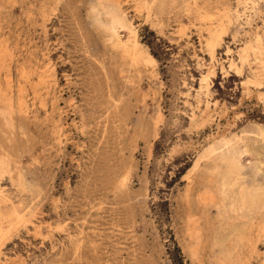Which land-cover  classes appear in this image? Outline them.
I'll return each mask as SVG.
<instances>
[{
	"label": "rangeland",
	"instance_id": "obj_1",
	"mask_svg": "<svg viewBox=\"0 0 264 264\" xmlns=\"http://www.w3.org/2000/svg\"><path fill=\"white\" fill-rule=\"evenodd\" d=\"M0 264H264V0H0Z\"/></svg>",
	"mask_w": 264,
	"mask_h": 264
}]
</instances>
